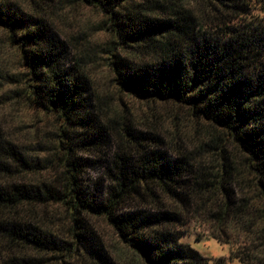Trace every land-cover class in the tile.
I'll return each mask as SVG.
<instances>
[{
    "label": "trees",
    "instance_id": "1",
    "mask_svg": "<svg viewBox=\"0 0 264 264\" xmlns=\"http://www.w3.org/2000/svg\"><path fill=\"white\" fill-rule=\"evenodd\" d=\"M31 1L27 11L0 0V28L25 68L11 92L60 123L33 149L0 128V264H264V0H78L113 32L105 52L120 90L187 108L205 126V139L175 153L97 102L45 13L51 0ZM202 210L234 234H212L228 256L182 240L183 216ZM94 217L114 227L122 253Z\"/></svg>",
    "mask_w": 264,
    "mask_h": 264
},
{
    "label": "rangeland",
    "instance_id": "2",
    "mask_svg": "<svg viewBox=\"0 0 264 264\" xmlns=\"http://www.w3.org/2000/svg\"><path fill=\"white\" fill-rule=\"evenodd\" d=\"M13 1L27 11L34 8L31 0ZM188 1L192 6H197L199 2ZM45 13L62 37L74 45L84 61L94 83L97 102L104 107L110 106L114 116L117 112H129L138 128L159 133L173 153L180 147L192 149L206 138L205 126L195 121L189 109L173 103L153 105L120 90L115 80L114 69L105 52L107 43L113 38V32L99 9L78 0H51ZM24 70L20 51L9 44L5 31L0 28V128L23 149L30 147L33 149L38 141L42 142V145L49 143L50 136L52 138L53 135L51 131L58 128L60 121L55 115L36 109L27 99L20 97L13 99L12 88L18 86L12 82L10 75L18 76V73L20 75ZM89 155L85 151L80 153V156L84 157ZM95 172L96 170L93 171ZM56 212L57 214L55 212L54 214L65 217L62 208ZM199 212L201 214L192 211L183 216L185 224L180 226V229H184L186 233L182 240L190 242L211 260L228 256L230 245L212 238V234L227 239L233 233L231 230L222 231L220 225L209 219L207 211ZM54 216L51 214L50 217L55 220ZM93 220L113 252L122 253L125 249L124 244L107 219L94 217ZM135 264L141 262L137 261Z\"/></svg>",
    "mask_w": 264,
    "mask_h": 264
}]
</instances>
